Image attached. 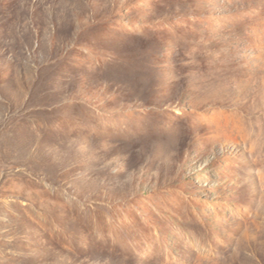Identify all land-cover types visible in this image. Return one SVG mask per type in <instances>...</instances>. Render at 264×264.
<instances>
[{
  "label": "rangeland",
  "instance_id": "rangeland-1",
  "mask_svg": "<svg viewBox=\"0 0 264 264\" xmlns=\"http://www.w3.org/2000/svg\"><path fill=\"white\" fill-rule=\"evenodd\" d=\"M0 264H264V0H0Z\"/></svg>",
  "mask_w": 264,
  "mask_h": 264
}]
</instances>
